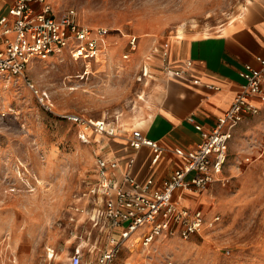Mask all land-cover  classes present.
<instances>
[{"label": "rangeland", "instance_id": "rangeland-1", "mask_svg": "<svg viewBox=\"0 0 264 264\" xmlns=\"http://www.w3.org/2000/svg\"><path fill=\"white\" fill-rule=\"evenodd\" d=\"M47 1L55 13L72 9L81 23L107 29L106 47L89 63L65 52L0 76V264H68L77 251L92 259L102 243L89 190L97 158H117V148L64 116L136 129L158 91L156 49L216 33L246 0ZM226 156L219 181L183 202L208 220L218 215L214 226L188 240L157 238L149 255L131 241L117 264H264V110L238 122Z\"/></svg>", "mask_w": 264, "mask_h": 264}, {"label": "built area", "instance_id": "built-area-1", "mask_svg": "<svg viewBox=\"0 0 264 264\" xmlns=\"http://www.w3.org/2000/svg\"><path fill=\"white\" fill-rule=\"evenodd\" d=\"M107 32L104 27L92 28L81 23L72 9L55 13L47 0H15L5 13L0 12V76H21L33 60L44 61L65 52L74 62L89 63L104 52ZM129 45L135 48V38ZM169 47L164 43L156 49L163 63L162 71L176 77L189 75L190 60L178 67L169 65ZM256 60L257 67L245 64L239 71L243 81L240 91L224 114L216 119L212 129L204 130L193 116L187 117V123L200 133V141L192 149L174 147L170 150L180 164L158 184L152 178L139 182L127 172H122L118 179L120 164L116 158H97L98 181L89 192L98 203L92 208L90 220L101 234L102 246L90 249L91 260L83 261L82 254L77 251L70 256L68 264H117L121 249L131 241L138 243L149 255V248L157 238L177 236L188 240L219 221L218 215L208 220L203 211L183 202L187 195H199L219 181L233 129L238 122L264 110V58ZM193 83L197 84L198 80L194 79ZM208 88L218 89L212 85ZM64 118L85 132L117 137L115 123L75 114ZM131 131L126 138L128 147L152 149L150 164L155 165L166 149L140 130ZM81 138H85L84 133ZM131 163L130 160L128 164ZM140 264L151 262L145 258Z\"/></svg>", "mask_w": 264, "mask_h": 264}, {"label": "crops", "instance_id": "crops-1", "mask_svg": "<svg viewBox=\"0 0 264 264\" xmlns=\"http://www.w3.org/2000/svg\"><path fill=\"white\" fill-rule=\"evenodd\" d=\"M14 1L0 0V12L5 13ZM169 46V65L178 67L190 60L192 69L184 77L159 70L158 91L150 101L147 115L134 124L166 152L151 165L152 149L143 146L132 150L126 142L132 131L118 129L117 137H107L111 147L117 148L118 179L122 172H127L139 182L152 178L158 184L180 164L170 150L192 149L200 141V133L187 123V117L193 116L204 130L215 126L216 119L240 91L243 81L239 71L245 64L257 67L256 59L264 58V0H246L235 18L212 35L190 34L173 39ZM162 64L157 61V66ZM194 79L198 80L197 84L193 83ZM208 85L218 89H210ZM187 196L184 203H194L196 198Z\"/></svg>", "mask_w": 264, "mask_h": 264}, {"label": "bare ground", "instance_id": "bare-ground-1", "mask_svg": "<svg viewBox=\"0 0 264 264\" xmlns=\"http://www.w3.org/2000/svg\"><path fill=\"white\" fill-rule=\"evenodd\" d=\"M180 37V36H179ZM49 253H50V251H49ZM52 253H50V255H51Z\"/></svg>", "mask_w": 264, "mask_h": 264}]
</instances>
